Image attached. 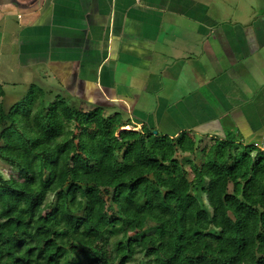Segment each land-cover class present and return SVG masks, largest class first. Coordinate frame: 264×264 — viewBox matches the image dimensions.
<instances>
[{
    "label": "trees",
    "instance_id": "obj_1",
    "mask_svg": "<svg viewBox=\"0 0 264 264\" xmlns=\"http://www.w3.org/2000/svg\"><path fill=\"white\" fill-rule=\"evenodd\" d=\"M46 92L0 103V159L18 171L0 172V264H264L256 145L136 131L122 106Z\"/></svg>",
    "mask_w": 264,
    "mask_h": 264
},
{
    "label": "crops",
    "instance_id": "obj_2",
    "mask_svg": "<svg viewBox=\"0 0 264 264\" xmlns=\"http://www.w3.org/2000/svg\"><path fill=\"white\" fill-rule=\"evenodd\" d=\"M219 11L215 0H0V36L16 37L23 70L52 75L83 108L122 106L139 130L258 145L264 14L233 23Z\"/></svg>",
    "mask_w": 264,
    "mask_h": 264
},
{
    "label": "rangeland",
    "instance_id": "obj_3",
    "mask_svg": "<svg viewBox=\"0 0 264 264\" xmlns=\"http://www.w3.org/2000/svg\"><path fill=\"white\" fill-rule=\"evenodd\" d=\"M215 3L220 9L219 14L221 15L222 22L226 21L234 23L238 21L246 23L252 17L264 14V0H215ZM1 42L3 46H1ZM19 58L20 51L16 46V37L10 36L5 40L3 36H0V92H4V95H0V103H3L4 107L12 106L22 98L26 97L32 86L34 88L37 86L38 88L45 89L49 100H56V97L61 96L74 106L81 105V100L68 91L67 87L58 79L52 77V75H45V77L38 75L35 76L30 70H23ZM37 71L39 72L38 69ZM40 73H42V75L45 74V70L42 69ZM142 95V100L140 99L141 102L139 103L142 104V106L139 107L144 109L147 113H153L155 109L154 107L156 106V100L150 95H145L144 93ZM112 109L113 108H108L107 112L112 113V111L115 110ZM122 112L127 119H134L125 108L122 109ZM134 130L138 131L139 128L137 127V129ZM214 142V140L204 138L201 147L211 146ZM212 158L217 160V162L220 161L216 157V154H214ZM0 172L6 178H9L12 174H18L16 168L11 167L1 159Z\"/></svg>",
    "mask_w": 264,
    "mask_h": 264
},
{
    "label": "built area",
    "instance_id": "obj_4",
    "mask_svg": "<svg viewBox=\"0 0 264 264\" xmlns=\"http://www.w3.org/2000/svg\"><path fill=\"white\" fill-rule=\"evenodd\" d=\"M262 152H264V142L256 145Z\"/></svg>",
    "mask_w": 264,
    "mask_h": 264
},
{
    "label": "water",
    "instance_id": "obj_5",
    "mask_svg": "<svg viewBox=\"0 0 264 264\" xmlns=\"http://www.w3.org/2000/svg\"><path fill=\"white\" fill-rule=\"evenodd\" d=\"M154 133H155V135H157L158 134V131H154Z\"/></svg>",
    "mask_w": 264,
    "mask_h": 264
}]
</instances>
